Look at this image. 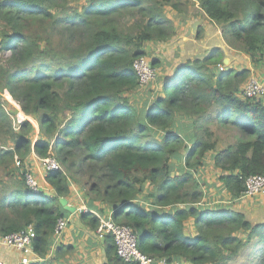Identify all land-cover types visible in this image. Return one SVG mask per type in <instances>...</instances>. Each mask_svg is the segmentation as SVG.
I'll use <instances>...</instances> for the list:
<instances>
[{"label":"trees","instance_id":"16d2710c","mask_svg":"<svg viewBox=\"0 0 264 264\" xmlns=\"http://www.w3.org/2000/svg\"><path fill=\"white\" fill-rule=\"evenodd\" d=\"M197 7L229 49L264 67V0H197ZM167 8L183 12L173 0H0V53L9 52L0 65V99L6 92L23 114L35 116L42 135L34 141L32 124L15 125L16 113L0 100V238L31 226L33 252L45 259L56 221L69 216L59 199L73 184L87 199L88 212L80 215L86 228L96 232L97 215L104 216L97 206L107 207L151 258L228 264L250 245L253 263L264 264V222L210 206L200 188L209 153L221 188L235 201L247 178L264 177V104L241 97L251 72L223 67L219 48L167 65L170 75L139 92L133 62L147 55L148 44L176 34ZM37 27L48 37L37 36ZM146 90L150 96L137 108L131 97ZM221 131L232 132V143L218 150ZM31 154L60 164L45 175L51 193L26 185ZM83 174L88 180L79 184L76 175ZM102 239L101 264H129L117 257L111 234ZM60 250L39 264H51Z\"/></svg>","mask_w":264,"mask_h":264},{"label":"crops","instance_id":"0c3cea01","mask_svg":"<svg viewBox=\"0 0 264 264\" xmlns=\"http://www.w3.org/2000/svg\"><path fill=\"white\" fill-rule=\"evenodd\" d=\"M199 11L200 13L198 16H184L177 14V12L175 11H172L170 13V17L169 16L167 17L169 20L172 21L174 19L177 20V22L179 20H182L181 24H178L177 22L173 23L178 28L176 29V33L179 31L180 35H182L187 23L192 22V30L193 28H195L193 37L197 38V33L199 31L198 28H200L201 31H203L205 34L203 43L206 40V38H207L206 44H209L212 41L214 42L211 46L205 49L204 54H202L200 58H196V59H202L204 55H206L210 50L217 47L223 51L225 60H227L226 64H224L223 67H227L234 71H240L246 69L251 72L249 77H255L259 79L264 78V67L261 66L254 67L251 64V61L248 56L241 53H237L229 49L224 44L220 29L216 25L209 22V20L201 10ZM199 20L202 21L199 22ZM173 38H178V36H174ZM176 65L177 64H175V66ZM166 67L168 66H165V68ZM171 73L172 70L170 74ZM227 141L229 145L232 143V140L230 138ZM211 157H212V153H209L207 155V163L209 164L207 167H209V170H213L219 176V171L216 170L211 164L212 162ZM30 162H31V165L29 166L30 171L33 173L37 181L39 190H41L43 193L46 194L51 193L52 187L45 181V174L40 167L38 158L34 156V154H31ZM202 189L205 193L204 200H206L210 206H219L218 204L222 203V201L216 200L215 198L213 199L211 195H209V188L208 189L202 188ZM61 199L65 200L67 202V205L70 207H74L76 209L79 207H85L86 209L88 208L87 199L81 196L79 189L75 187V185L73 184H71L69 188V195ZM97 209L103 210L104 215L108 214L107 207L97 206ZM68 215L69 216H67L68 217L67 227L62 232V235H60L58 242L54 244V247L51 248L50 252L48 253V255H46L45 259L43 260L37 257L34 253L31 254L29 256V260L31 264H39L43 261L45 262L48 261V259L51 260L54 256L55 248H57L58 246L60 248H63V250H60V252L58 253V255L60 256L57 257L56 260L52 261L51 264H101L105 262V257L102 247L103 236H99L96 232H93L90 229L86 228L82 224L80 220L81 214H79L78 212L74 214L69 213ZM65 252L68 253L65 254ZM1 253L3 260L6 262V264H20V260L23 257V253L21 252V250L16 248H9L2 246Z\"/></svg>","mask_w":264,"mask_h":264},{"label":"rangeland","instance_id":"374dc122","mask_svg":"<svg viewBox=\"0 0 264 264\" xmlns=\"http://www.w3.org/2000/svg\"><path fill=\"white\" fill-rule=\"evenodd\" d=\"M174 2L180 3V8L182 9V13H177L179 15L184 16H198L200 11L197 7V0H173ZM172 10L170 8L166 9L165 17H170V13ZM58 14H60L58 12ZM128 21V18L124 20V23ZM132 21V20H131ZM182 20H173L172 23L177 22L178 24H181ZM202 20H199V22ZM176 26V25H175ZM176 29H178L176 27ZM194 29L192 30V22H188L185 26V30L182 35H180V32L178 31L175 36H178V38H172L167 43L164 44H148L147 45V55L143 58L148 59L150 62L154 60H158L161 62V66L155 67V70L157 72V77L160 76L163 72H166L170 75V72L172 68L175 66V64H181L185 63L187 61H192L196 58H200L202 54H204L205 49L209 46H211L214 42H210L209 44H206V40L203 43L204 39V32L201 31L200 28L197 33V38L193 37ZM197 29V30H198ZM218 29V28H217ZM38 30V31H37ZM4 31V27L0 23V40L3 38L2 33ZM37 36L41 37H48V35L43 33V29L35 28L34 32ZM56 38V37H54ZM217 45V43H216ZM42 46H44V43H42ZM217 48V47H215ZM9 56V52H1L0 53V65L3 64V62L6 60V58ZM205 56V55H204ZM167 65H171L172 68L166 67ZM154 68V67H153ZM167 74V75H168ZM154 87L152 86V89ZM151 90V89H149ZM149 90H146L142 94H134L131 97V102L135 104L137 108H142L144 104L147 102V98L150 96ZM1 101L4 102L5 108L8 110V107L5 103L8 104L12 108V112L16 113V116L22 114L19 106L12 100L10 95L8 93H2L1 95ZM7 101V102H6ZM11 101V102H10ZM25 115V114H24ZM26 116V115H25ZM27 121H29L30 124L35 129V134L33 136V140L35 141L36 138L41 137L42 135L39 134V125L37 123L35 116H26ZM69 118V115L66 113L61 117L62 122H64L66 119ZM220 138V141L218 143L217 149L226 147L228 144L229 137L231 138L232 132L228 133V131H221L218 134H216ZM57 144L54 146L56 147ZM57 148V147H56ZM55 148L54 154L57 155V150ZM212 164V162H211ZM209 164H207L208 166ZM205 167L202 170V173L200 174V182L201 187L200 188H209V195L216 200L222 201L223 206H229V208L233 211L240 212L245 216V220L248 221L250 224H256V223H263L264 222V195L257 196L252 199H246V200H233L231 196L228 194L227 191L221 188V183L218 181V175L213 171L209 170V167ZM89 171V170H88ZM76 170L72 171L73 175H75ZM90 174V172H89ZM77 179L80 180L79 184H84L86 180H88L87 174L83 175H76ZM91 176V174H90ZM199 177V175H197ZM75 187H77L75 185ZM149 189L152 188L151 185H148ZM79 189V187H77ZM90 188L88 182H87V189ZM80 192V189H79ZM81 194V193H80ZM241 240L246 239V235L244 233L237 235ZM250 247V245L248 246ZM247 247V248H248ZM244 249L241 251L239 258L237 261L228 263V264H254L253 263V255H248V250Z\"/></svg>","mask_w":264,"mask_h":264},{"label":"built area","instance_id":"2783aa9c","mask_svg":"<svg viewBox=\"0 0 264 264\" xmlns=\"http://www.w3.org/2000/svg\"><path fill=\"white\" fill-rule=\"evenodd\" d=\"M133 70L139 79V91L145 89L157 78V72L155 68L152 67L151 62L148 59L143 57L136 59L133 62ZM242 96L246 99L260 101L262 104H264V78H249L242 87ZM25 120H27V117L22 113L16 116L15 125L21 124ZM38 162L45 175L54 174L56 171L61 170L60 164L55 158L51 156L46 158H38ZM16 165L18 166L19 163H16ZM25 182L26 185L35 193L38 194L39 192H42L39 190V186L33 173L29 170L25 174ZM262 195H264V177L250 176L245 181V191L239 200L252 199ZM76 212L81 214L88 212V210L85 207H79L77 209L75 208V213ZM97 218L99 220V226L96 230V233L99 236L111 234L116 248V255L123 263L177 264L168 263L165 258L154 259L146 254L141 253L138 249L137 238L132 228L114 222L111 219L109 213L104 216L97 215ZM67 224L68 217L59 218L56 221L53 230L54 244L58 242V239L67 227ZM33 238L34 234L33 231H31V226L22 232L12 233L6 237L0 238V264H6L1 253L2 246L21 250L23 257L20 260V264H30L31 262L29 260V256L34 253L32 249Z\"/></svg>","mask_w":264,"mask_h":264},{"label":"water","instance_id":"95a60500","mask_svg":"<svg viewBox=\"0 0 264 264\" xmlns=\"http://www.w3.org/2000/svg\"><path fill=\"white\" fill-rule=\"evenodd\" d=\"M227 60H224L223 63L226 64ZM40 194L42 192H39ZM59 204L60 206L67 212V213H70V214H74L75 213V208L74 207H70L67 205V202L63 199H59Z\"/></svg>","mask_w":264,"mask_h":264},{"label":"clouds","instance_id":"9594fccd","mask_svg":"<svg viewBox=\"0 0 264 264\" xmlns=\"http://www.w3.org/2000/svg\"><path fill=\"white\" fill-rule=\"evenodd\" d=\"M224 60H225V59H224ZM224 60H223V61H224ZM223 65H224V63H223ZM249 78H251V77H249ZM249 78H248V79H249ZM248 79H247V80H248ZM247 80H246V81H247ZM246 81H245V82H246ZM245 82L243 83V85L245 84ZM243 85H242V87H243ZM242 87H241V92H240L241 97H243V96H242ZM243 98H244V97H243ZM42 193H43V192H42Z\"/></svg>","mask_w":264,"mask_h":264}]
</instances>
